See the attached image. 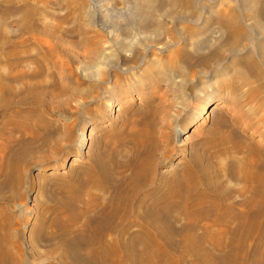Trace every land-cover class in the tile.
Wrapping results in <instances>:
<instances>
[{
  "label": "bare ground",
  "instance_id": "6f19581e",
  "mask_svg": "<svg viewBox=\"0 0 264 264\" xmlns=\"http://www.w3.org/2000/svg\"><path fill=\"white\" fill-rule=\"evenodd\" d=\"M154 3L146 0L141 7L146 22L139 28L144 32L147 53L152 56L147 58L145 78L136 85L128 82L125 94H118L127 96L136 92L141 96L142 106L134 111L139 117L129 121L127 129L114 125V117H108L111 127L100 129L105 136L85 144L91 138L82 131L73 134L74 123L68 115L77 109L72 111L66 99L57 109L64 111L58 110L67 120V126L54 138L43 136L42 140L52 148L42 160H31L38 166L58 161L57 155L64 156L71 151L75 152L71 163L85 157L63 182L57 183L61 196L53 194V204L45 209L52 213L48 224L56 229L52 234L53 244L61 251L54 264H264V164L258 145L264 142V0H235L234 5L220 1L212 6L215 10L203 4L199 6L196 0H165L167 6L162 10L156 9ZM177 7L186 10V14H176ZM166 18L174 27L161 23ZM122 29V37L111 40L112 46L107 52L101 42L102 46L93 38H85L93 44L83 69L87 74L96 66L98 70L106 66L113 57H118L123 64H137L141 51L131 40L133 34H126L125 27ZM161 33L168 37L166 45L174 46L173 53L163 58L152 50L164 41L159 40L161 37L157 39ZM67 54L71 60L76 57L71 52ZM13 58L16 62L17 57ZM110 69L108 77L103 72L99 77L114 89L126 71ZM161 78L168 82L167 89L175 98L178 93H185L186 87L190 89L185 105L187 111L192 110L190 120L200 118L207 111L205 101L200 114H196L193 103L196 98L191 92L200 86L213 87L218 94L216 100L228 109L229 124L225 128L214 123L204 130L200 141L176 140L180 142L177 147L171 142L170 131L173 127L174 136L182 133V125L177 122L185 109L172 112L174 105L170 97L169 106H164L166 102L161 106L159 99L154 105L151 93L155 92H142L148 88V81L158 82ZM5 83H2L3 91ZM96 87L89 83L87 88L91 91ZM92 98L98 100L97 96ZM107 100L113 104L117 99ZM9 101L4 100L0 106L13 103ZM21 101L23 98L17 102ZM48 107L45 108L48 110ZM217 107L219 104H215L214 108ZM11 112L19 114L20 109L14 108ZM174 153L182 155L175 163L172 162ZM237 153L244 155L236 158ZM19 154V151L13 152L7 164L8 173L18 171L17 177L21 176L18 168L23 160ZM220 158L226 160L225 168L221 167ZM44 219L43 215L37 216L30 234L32 248L25 256L20 255V259L12 258V264H48L54 259V256L30 258L34 243L42 233ZM6 240L0 232V264H4L10 251ZM14 246L20 250L16 242Z\"/></svg>",
  "mask_w": 264,
  "mask_h": 264
},
{
  "label": "rangeland",
  "instance_id": "374dc122",
  "mask_svg": "<svg viewBox=\"0 0 264 264\" xmlns=\"http://www.w3.org/2000/svg\"><path fill=\"white\" fill-rule=\"evenodd\" d=\"M145 1L146 0H0V80L3 78L2 81H0V105L4 100H11L13 102L9 101L13 105H7L6 107L0 106V232L2 235L4 234V236H6L7 240L5 244L10 250H8L9 256H6L4 264H12L11 261L15 257L20 259V255L25 256V253L32 248V237H30L31 229L36 222L37 216L40 215H43L45 218L41 233L43 235L40 234V238L34 243L35 252L33 251L30 258L54 256V259H51L48 263L54 264L57 261L56 258H59L61 253L59 248L53 244L55 238H52V234L56 229L50 227L48 224L52 213L45 209L53 204V194L58 197L61 196V193L57 188V183L63 182L62 179L66 178L69 171L76 168L79 162L85 160V157H78L75 162L71 163V157L75 155V152L71 151L64 156L57 155L59 157L58 161L41 163L38 164V166L31 163V160H42L40 158H44L52 148L49 147L47 141L46 143L42 140L43 136L54 138V136H57V134H59L68 124V122H66L67 120L59 114V112L64 113V111L60 108L61 111L58 112L60 109H57V106L61 105L66 99H69L72 111L77 109L73 112H69V114H71L68 115V117L70 116V120L72 118L71 121L74 123V127L72 126L74 135L79 131H82L87 138H91V140L87 139L85 144L94 142L98 138L102 139L105 136L102 134L103 128H109L112 125L110 124L108 117L113 116V124H116V126L121 125V127H125V129H127L126 127L129 125V121L135 120L139 117L134 111L136 108L142 106L143 102L141 96L136 92H133L132 95L127 94V96H118V94H125L124 89L127 88V84L131 83L136 85L142 82L141 80H144V72L148 63L147 58L152 57L150 56L151 53H147L148 50H146L147 48H145L146 46H144L145 44L143 43L144 32L139 28V25L141 26L142 22H146V16L142 14L141 8L145 5ZM154 1L155 3L157 2V5L154 3L156 9L158 8L159 10H162L167 6V3H164L165 0ZM220 1H223L225 4L229 3L230 5H234L235 2V0H196V2H199V6L203 4L208 8H211L214 4ZM215 8L216 7H212V10H215ZM175 13L186 14V10H181L180 7H177ZM131 22H134V25L130 24ZM161 23H165V27H168V25L169 27H174L169 18H166ZM118 24L122 26L118 27ZM128 24L131 27V30L130 27L128 28ZM123 27L126 29V34H133L131 40H133V43L138 47L137 49L141 51L140 60L137 64H123L118 60V57H113L114 59L111 58L108 60L109 62L107 61L106 66L99 67V70L96 66V69H90L87 74L83 69L87 65V60L89 59L87 57L88 51L92 48L93 44L87 41L88 44L85 41V38H93L99 45H101V42L107 52L112 46L109 42L122 37L121 32L123 31ZM115 34L117 36L119 35V38ZM112 36L113 38H111ZM158 38H160L159 40L164 41L157 44L159 48H152V50H155V52L160 55V58L171 55L174 46L169 47L166 45V42H168L166 34L161 33V36H158L157 39ZM5 41L8 42L6 43ZM108 45L110 46L109 48L107 47ZM7 46H11V48ZM14 47H16V49ZM6 51L8 52L6 53ZM14 51H17V55ZM69 52L76 56L73 60L69 58L67 54ZM3 55L7 57H4ZM27 55H29L31 59L28 58ZM127 55H130V53H127ZM15 56L17 57L16 62L15 58H13ZM3 58H6L7 60H4ZM38 58H41L42 60H38ZM11 60H14V62ZM176 62L178 64L180 63L178 58L176 59ZM115 67L122 71L124 69L126 73L121 74L122 79H120L121 82L118 85L119 87L117 86L113 89L109 84L102 82L99 76L101 74L100 72H103L106 74V77H108L107 74L110 72L109 69H115ZM159 70L161 71V66L159 67ZM35 78L36 81H33ZM163 79L164 78H161L158 82L148 81V88L143 89L142 92H155L151 93V95L154 94V102L152 101L154 105L157 104L156 100L159 99L158 103H160L161 106L165 102L166 105L164 106H169V103L171 102L172 105H174L173 107L171 106V108H173L172 112L175 110H184L186 102L188 101V95H190V89L186 87V94L180 92L175 98L172 95L173 93L167 89L168 82ZM44 80L46 83L43 82ZM1 82H6L3 84L6 88L4 91ZM28 83L32 86H29ZM32 83H35L38 87ZM89 83H94L98 87L90 91L87 88ZM23 88L24 90L26 88V90L23 91ZM213 89V87L206 85L200 86L198 90L195 89L191 92L192 94H195L193 97L196 98V101L194 100L193 102L196 106V114H200L205 101L207 102V111L201 113L200 118L196 117V119L191 120L189 119L190 111H192L191 108L188 111L186 109L183 111L179 122H177L182 125V133L178 136H174L173 127L170 131L171 142L174 144L176 143L177 147L181 141L187 143L191 141H200L204 138V130L214 123L215 125L220 124L219 127L225 126V128L229 124L228 109L225 108V104L221 105L223 102L216 100L218 94L215 93ZM13 90L16 92H13ZM6 91L8 95H5ZM102 91L104 93L108 92L104 94ZM24 93L27 95H24ZM34 95H36V100ZM38 95H40L39 98H37ZM93 96H97L98 100H94L92 98ZM30 97H33L34 99ZM169 97L172 99H170V102L168 101ZM21 98H23L24 102H17ZM109 98L117 100L111 104V102L107 100ZM160 98L163 103L160 102ZM72 99H76L78 104L75 103V100L73 102ZM163 99L167 100L165 101ZM14 101L16 103H14ZM36 101L37 103H35ZM39 101L41 103H39ZM94 101L100 103L98 104L95 102V104L93 103ZM22 102L24 104L21 105ZM30 102H34L35 104L32 103L33 105H31ZM17 103L20 104V106ZM29 103L30 105H28ZM90 103L92 105L87 109L86 105ZM43 104H45V106H42ZM215 104H219V107L214 108ZM34 105L37 107H34ZM16 106L20 109L19 114L11 112L12 109L17 108ZM50 106H52V108ZM55 106L57 110L54 108ZM45 107H48V110ZM66 113L68 114V112ZM100 117L102 120L99 119ZM93 121L97 122V124ZM99 121L101 122L99 123ZM95 126L98 127L96 128ZM176 140H179L180 142L177 143ZM102 145L103 144H100L101 147ZM258 145L257 146L261 149L259 156L264 164V142H259ZM162 147L163 146H161V148ZM161 148L159 149V152L161 151ZM17 151L20 152V157L23 156V160H21L18 168L21 170L20 177H17L18 171H16V173H10V175L8 173L9 168L7 165L9 156ZM243 155V153H237L235 154V157L238 158ZM180 156L182 155L174 153L172 156V162H178L181 158ZM31 157L32 159H30ZM220 160L221 167L223 166L225 168L227 164L226 160L223 158H220ZM4 166L8 169L5 170ZM50 170L55 173L48 174ZM224 179H226V176H224ZM232 183H235V181ZM15 242L16 244H19V249L21 251L15 249ZM53 245H55V247Z\"/></svg>",
  "mask_w": 264,
  "mask_h": 264
}]
</instances>
